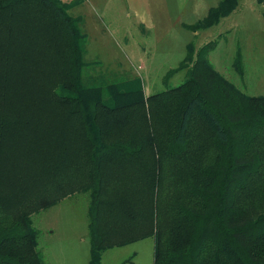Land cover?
<instances>
[{"label":"trees","instance_id":"16d2710c","mask_svg":"<svg viewBox=\"0 0 264 264\" xmlns=\"http://www.w3.org/2000/svg\"><path fill=\"white\" fill-rule=\"evenodd\" d=\"M79 25L60 0H0V264H46L31 216L77 194L90 264L147 237L153 264H264V96L213 68V44L170 90L91 86Z\"/></svg>","mask_w":264,"mask_h":264},{"label":"rangeland","instance_id":"374dc122","mask_svg":"<svg viewBox=\"0 0 264 264\" xmlns=\"http://www.w3.org/2000/svg\"><path fill=\"white\" fill-rule=\"evenodd\" d=\"M115 0L72 11L80 16L82 76L91 86L140 91L144 97L182 84L186 58L206 53L213 68L251 97L264 96V0H241L219 24L193 34L184 24L203 18L212 0ZM106 4V5H105ZM197 4L200 15L192 14ZM84 10V11H83ZM194 52L188 57V45ZM239 60V71L235 59ZM46 264H90L88 196L77 194L31 216ZM147 237L101 252L100 264H153Z\"/></svg>","mask_w":264,"mask_h":264},{"label":"crops","instance_id":"0c3cea01","mask_svg":"<svg viewBox=\"0 0 264 264\" xmlns=\"http://www.w3.org/2000/svg\"><path fill=\"white\" fill-rule=\"evenodd\" d=\"M64 5H66V7H67V10H68V13H69V15L70 16H72L73 18H78V19H80V16H77V15H73V14H71L72 13V11H74L75 9H78V8H81V7H84V6H94V7H101L102 5H104V3H105V0H60ZM115 2V0H106V4L108 3V2ZM213 1V7H211V8H214V7H216L219 3H220V1L221 0H212ZM198 3L199 4H201L200 3V0L198 1ZM105 4V5H106ZM199 4H197L194 8H191L190 9V11L192 12V14H195V15H200L201 13H202V8L199 6ZM211 8H209L208 10H207V12H206V15H207V13H208V11L211 9ZM84 11V10H83ZM205 15V16H206ZM204 16V17H205ZM202 17V16H201ZM198 18V20H196L194 23H192V24H189V25H186V24H184L183 26L186 28V30H188V31H190L189 30V26H192V25H194V24H196V23H198L199 21H201L203 18ZM227 18V17H226ZM225 19V18H224ZM191 33H193L194 35L195 34H197V32H199V31H196V32H192V31H190ZM65 200V199H64ZM63 201V200H62Z\"/></svg>","mask_w":264,"mask_h":264}]
</instances>
